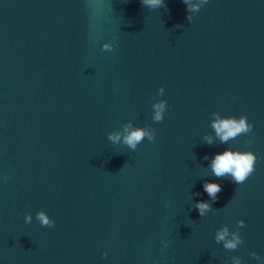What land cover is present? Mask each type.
I'll return each instance as SVG.
<instances>
[{
    "label": "water",
    "instance_id": "95a60500",
    "mask_svg": "<svg viewBox=\"0 0 264 264\" xmlns=\"http://www.w3.org/2000/svg\"><path fill=\"white\" fill-rule=\"evenodd\" d=\"M163 3L0 0V264H264V0Z\"/></svg>",
    "mask_w": 264,
    "mask_h": 264
},
{
    "label": "clouds",
    "instance_id": "9594fccd",
    "mask_svg": "<svg viewBox=\"0 0 264 264\" xmlns=\"http://www.w3.org/2000/svg\"><path fill=\"white\" fill-rule=\"evenodd\" d=\"M187 3V0H184ZM207 0H205V3ZM142 5L149 6L152 8L166 6L163 3V0H141ZM196 5H193V10L196 9ZM107 47V46H106ZM161 91H163L161 89ZM155 108V115L153 119L157 122L162 121L163 116L162 112L165 108V103L162 101L153 105ZM246 117L241 116L239 121L234 118H226L223 120H218L213 123V127L220 137L222 142H227L230 138H235L238 134L248 132L252 129V124L246 122ZM145 135H148L149 140H153L154 137L149 135L143 129H136L130 132L124 137V142L128 145L129 148L135 150L137 144L143 139ZM109 139L113 142L119 139L118 136L110 135ZM207 142L210 144L211 139L209 138ZM207 159V157H205ZM256 157L251 153H241L225 150L223 153L217 154L212 160L211 168L216 177H223L226 174L229 175L235 183L240 184L248 178V176L254 171L253 163ZM204 191L211 197L213 200L217 198V193L221 191V186L216 183L205 182L203 185ZM197 211L201 216L207 210H210V205L203 201H198L195 205ZM38 219L43 224H50V222L45 218L43 213L38 214ZM26 222L30 220V217H25ZM227 231H221L217 234V240H223ZM236 244L233 241H227L225 247L235 248Z\"/></svg>",
    "mask_w": 264,
    "mask_h": 264
}]
</instances>
